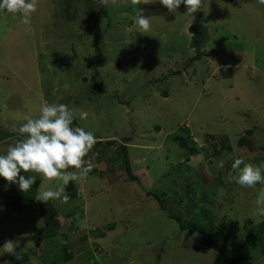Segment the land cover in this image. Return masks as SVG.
I'll list each match as a JSON object with an SVG mask.
<instances>
[{"label":"rangeland","instance_id":"rangeland-1","mask_svg":"<svg viewBox=\"0 0 264 264\" xmlns=\"http://www.w3.org/2000/svg\"><path fill=\"white\" fill-rule=\"evenodd\" d=\"M140 9L151 18L148 32L134 24ZM99 11L94 0H39L31 31L19 14L0 12V155L24 139L17 129L26 115L38 117L43 104L62 103L89 113L87 120L77 113L75 127L96 137L103 129L118 131L129 143L149 146L129 149L137 180L123 167L108 174L93 150L98 167L86 180L70 181L79 185L76 197L49 201L60 234L44 240L37 199L62 181L43 180L40 187L39 174L21 171L38 185L36 200L23 206L19 194L33 198V185L22 192L0 177V264H221L201 234L181 231L170 212L210 234L223 223L242 263L264 264V216L256 205L264 185L227 181L237 158L264 163V5L203 0L187 14L183 4L168 12L159 0H110L107 17ZM198 24L206 26L208 40L199 60L190 62L197 52L189 26ZM189 134L196 155L174 142ZM241 138L246 145L238 144ZM6 240L17 241L18 258L4 251Z\"/></svg>","mask_w":264,"mask_h":264},{"label":"clouds","instance_id":"clouds-1","mask_svg":"<svg viewBox=\"0 0 264 264\" xmlns=\"http://www.w3.org/2000/svg\"><path fill=\"white\" fill-rule=\"evenodd\" d=\"M112 2L114 3L115 0ZM159 2L168 12L177 11L183 4L187 14L196 13L203 6V0H159ZM38 3L39 0H0V12L6 11L13 16L19 14L21 23L26 26V30L31 31V17L38 10ZM98 3L101 7H105L109 5L110 0H98ZM131 3L149 5L152 0H131ZM257 3L264 5V0H257ZM134 24L141 33L150 31L152 27L151 18L143 14V9L136 11ZM77 113L81 120H87L89 117L87 111L71 109L62 103L43 104L38 117L26 115L24 117L26 123L17 129L18 133L24 135V139L18 140L14 146H9L6 154L0 155V177L9 183H18L22 192L31 189L36 177L30 176L25 179L24 176H20L21 171L39 174L43 178L40 187L43 185V180L62 181L55 189L42 191L37 200L44 204L50 200L67 203L70 196L66 193V186L70 181L87 179L93 170V164L91 159L86 160L85 157L97 143L94 132L86 131L79 126L73 127ZM231 169L227 176L229 183L235 182L243 188H255L257 184L264 185V163L256 165L246 163L243 158H237L232 163ZM256 205L258 214L264 216V188L258 193ZM2 248L7 254L19 257L16 252L17 241L6 240Z\"/></svg>","mask_w":264,"mask_h":264},{"label":"trees","instance_id":"trees-1","mask_svg":"<svg viewBox=\"0 0 264 264\" xmlns=\"http://www.w3.org/2000/svg\"><path fill=\"white\" fill-rule=\"evenodd\" d=\"M94 1L98 4L99 10H100L98 12V16L100 17V15L102 14L104 17H107V8H108V6L101 7L100 4L98 3V0H94ZM90 6H92V5H90ZM92 8H93V6L91 7V9ZM93 10H95V9H93ZM96 13H97V11H96ZM152 14H153L152 12L148 13V15H150V16H152ZM110 27L111 26L109 25V28ZM189 33L191 34V46L197 52L195 54V56L192 59L189 60L190 62H193V61L199 60L201 55H203V54L200 53L199 48L201 47V45L205 44L207 42V40H208L207 28H206V26H204L202 24L192 25V26L189 27ZM100 38H101V35L99 33L95 34L92 37L93 43H94V49H95V52H96V54L98 56L97 58L99 59L97 61L98 64L101 61V56H100L101 50L98 47L99 46L98 45V40ZM121 102L124 103L125 101H121ZM129 140L130 139L127 138V139L124 140V142H127ZM174 142H176V144L181 149H183L187 153L188 156L196 155L199 152V149L194 145V143H192V141L190 139V134L188 135V140L183 138V137H181V136H178V137L174 138ZM238 144L240 146L246 145V143H245L243 138H241L239 140ZM113 156H114L113 159H116L115 162L118 161L119 165L117 163L116 167H114V166L110 167L109 166V161L110 160H106L105 163H106V166H107L108 174H111V172L115 171V169H117L118 167H121V168L123 167L124 168L123 171L132 180H137V177L133 176L130 173V170H131V161H130V159L132 158V156H131V154L129 152V147L121 146L118 149V151L113 153ZM88 158L90 159V157H88ZM88 158L85 157L86 160H88ZM100 166L103 167V164H100ZM97 167H98V165H97ZM95 169L96 168L93 167V170L91 172H94ZM200 177L202 178V176H200ZM203 178H207L206 175H204ZM200 181H202V180L200 179ZM202 183H204V182H202ZM37 186H36L35 183L33 184V189H32V192H31V193H33V198H25V197L22 196L21 193L19 194V195H21V197L23 199V201L21 202V203H24L23 206L25 204H27L29 201L33 200V202H34L36 200L35 198H36ZM77 189H78V187L75 184H73L72 182H70L66 186V193L69 196H71L70 199H74L76 197V193H77L76 190ZM16 202L18 203L19 206L21 205L19 198H17ZM161 203H160V207L162 209L166 208L167 204H165V206H164ZM38 206H39V208L42 211V215H43L44 219L46 220L45 224H46V229H47L46 233H44V234L40 233V237L42 239L46 240L49 237L58 236L60 234V231H59L60 230V226H59V223H58V221L56 219L57 218V214H56V211H55L54 207L53 206L51 207L49 201L46 204H44L43 202L39 201L38 202ZM18 211H20V210H18ZM14 212H17V211H14ZM168 215H169V217L171 219H174L178 223L179 228H180L181 231L192 230V231H195V232L201 234L203 246L205 248L215 252V255L217 256V262H220L221 264H244V263H242L241 257L239 255H237L235 253V251L233 250V247L231 248V243L234 240L229 235L225 234L226 231L224 230L225 227H223L224 226L223 223L221 225H219L218 230H217L216 233L210 234L209 231L207 230V228L204 227V226L202 227L199 224H196V223L191 222V221H188L186 224H184L182 222V220L179 217L175 216V214L172 213V212H170ZM53 218H54V220H53ZM50 219L53 220L54 223H51ZM249 223L250 222H247V224H249ZM53 225H55V226H53ZM38 230H45V228H40ZM222 259H224L226 262L225 261L223 262ZM69 260H66V261H69ZM15 264H19V261H16Z\"/></svg>","mask_w":264,"mask_h":264},{"label":"crops","instance_id":"crops-1","mask_svg":"<svg viewBox=\"0 0 264 264\" xmlns=\"http://www.w3.org/2000/svg\"><path fill=\"white\" fill-rule=\"evenodd\" d=\"M204 45L201 46L202 49L205 48ZM228 72H230V71H228ZM230 76H232V73L230 74ZM163 99H165V97H163ZM75 122L76 121L74 120L73 124ZM73 127H75V126H73ZM158 132H160V130ZM123 137L124 136L122 134H120V132H118V131L113 132V131H110L109 129H103V131L100 133V135L97 136V143H96V145L93 147V149L91 150V152L87 156V158L90 157V159L92 161V164H93V167L96 168V166L99 165V162L97 163V160L95 158L93 159V156H91V154H93L92 153L93 150L95 151V154L96 155H98V154L102 155V160L105 159L103 161V163L101 162L100 164H103V168L105 167V171H106L107 170V166H106V163L105 162H106L107 159H106V157L104 155V154H106L105 151H110V154L109 155L112 157L113 156V153H115L116 151H118V149L121 146L129 147V149H134V148L148 149V147H149L147 145H139V144L129 143V141L124 142V140L127 139V137H124V138ZM118 138H123V139L121 141H119ZM119 170H120V173H122V170L123 169H119ZM119 170L118 169H115V172H118ZM77 187H79V185H77ZM90 251H92V250H90Z\"/></svg>","mask_w":264,"mask_h":264}]
</instances>
